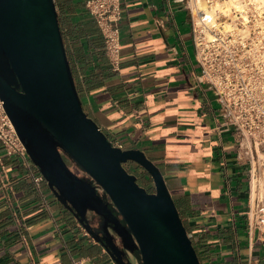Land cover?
I'll use <instances>...</instances> for the list:
<instances>
[{"label": "crops", "instance_id": "crops-1", "mask_svg": "<svg viewBox=\"0 0 264 264\" xmlns=\"http://www.w3.org/2000/svg\"><path fill=\"white\" fill-rule=\"evenodd\" d=\"M85 1L54 0L85 114L113 146L142 150L158 168L200 264H264L246 225L248 165L237 161L229 133L214 129L216 105L198 80L183 0H121L118 71ZM2 161L0 264H115L36 181L26 155ZM262 185L264 177L251 197Z\"/></svg>", "mask_w": 264, "mask_h": 264}, {"label": "water", "instance_id": "water-1", "mask_svg": "<svg viewBox=\"0 0 264 264\" xmlns=\"http://www.w3.org/2000/svg\"><path fill=\"white\" fill-rule=\"evenodd\" d=\"M0 100L28 159L57 201L93 211L87 196L94 193L93 183L134 242L140 264H200L158 168L142 150L113 146L83 111L54 0H0ZM58 149L89 183L71 173ZM125 165H134L135 173ZM138 172L149 177L151 192L138 185ZM76 211L72 216L86 234L115 264H126L92 235Z\"/></svg>", "mask_w": 264, "mask_h": 264}, {"label": "built area", "instance_id": "built-area-1", "mask_svg": "<svg viewBox=\"0 0 264 264\" xmlns=\"http://www.w3.org/2000/svg\"><path fill=\"white\" fill-rule=\"evenodd\" d=\"M183 2L200 68L198 80L216 105L214 129L229 133L237 161L248 165L247 231L264 248V185L251 197L264 177V0ZM84 8L101 34L112 70L118 71L121 0H86ZM0 151L4 180L3 156L24 157L26 152L1 100Z\"/></svg>", "mask_w": 264, "mask_h": 264}, {"label": "flooded vegetation", "instance_id": "flooded-vegetation-1", "mask_svg": "<svg viewBox=\"0 0 264 264\" xmlns=\"http://www.w3.org/2000/svg\"><path fill=\"white\" fill-rule=\"evenodd\" d=\"M63 162L66 164L71 173L78 179L84 182H90L88 176L81 171L77 166L67 159L65 154L59 150ZM94 193L87 192V196L92 201L93 211H84L79 206L80 219L85 223L86 228L96 238L103 240L104 245L107 247L109 252L115 257V259H121L126 264H140L138 253L134 242L124 233L123 227L120 226L116 221L115 217L118 218L116 212L109 203L107 197L99 191V189L93 184ZM60 199L64 202L66 199L59 194ZM62 205L68 212L75 215L77 214L76 209L64 202L57 201ZM109 210L112 216L107 212ZM114 216V217H113Z\"/></svg>", "mask_w": 264, "mask_h": 264}, {"label": "rangeland", "instance_id": "rangeland-1", "mask_svg": "<svg viewBox=\"0 0 264 264\" xmlns=\"http://www.w3.org/2000/svg\"><path fill=\"white\" fill-rule=\"evenodd\" d=\"M130 166H132L131 167L132 169H133V167H135L134 165H130ZM125 168H126V170H127L128 173H130V174L133 173V170H130V168H128L126 166H125ZM136 181H137L138 185H140L141 187H143L147 192H151L150 188L146 187V185H144L143 183H141V181L139 180V178H137Z\"/></svg>", "mask_w": 264, "mask_h": 264}, {"label": "trees", "instance_id": "trees-1", "mask_svg": "<svg viewBox=\"0 0 264 264\" xmlns=\"http://www.w3.org/2000/svg\"><path fill=\"white\" fill-rule=\"evenodd\" d=\"M58 24H59V21H58ZM59 28H60V25H59ZM61 29V28H60ZM125 166H127V165H125ZM130 170H133V173H135V171H134V168L132 169L131 167H130ZM132 173V174H133ZM144 185H146V187H148V188H150V190L152 191V186L151 185H149V184H146V183H143ZM180 216V215H179ZM180 219H181V217H180ZM182 221V220H181ZM182 223H183V221H182ZM183 225H184V223H183ZM184 227H185V230H186V233H187V235H188V231H187V227L184 225ZM188 237H189V235H188ZM191 243H192V241H191ZM192 246H193V248H194V250H195V247H194V245H193V243H192ZM195 252H196V250H195ZM196 255H197V257H198V254H197V252H196ZM198 260H199V257H198ZM200 262V261H199Z\"/></svg>", "mask_w": 264, "mask_h": 264}]
</instances>
